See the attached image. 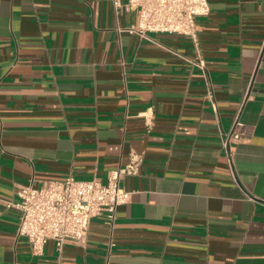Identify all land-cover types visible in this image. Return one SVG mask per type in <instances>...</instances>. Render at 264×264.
Instances as JSON below:
<instances>
[{"label":"crops","instance_id":"crops-1","mask_svg":"<svg viewBox=\"0 0 264 264\" xmlns=\"http://www.w3.org/2000/svg\"><path fill=\"white\" fill-rule=\"evenodd\" d=\"M209 3L194 41L131 33L137 12L112 0H0V264H264V0ZM238 113L236 182L222 134ZM133 152L115 226L33 254L5 203L20 186L107 183Z\"/></svg>","mask_w":264,"mask_h":264},{"label":"built area","instance_id":"built-area-1","mask_svg":"<svg viewBox=\"0 0 264 264\" xmlns=\"http://www.w3.org/2000/svg\"><path fill=\"white\" fill-rule=\"evenodd\" d=\"M116 14L121 10L138 14V24L127 30L149 38L150 33L178 34L198 37V19L210 14L209 0H112ZM204 76L208 99L216 113L218 106L208 68L202 59L193 61ZM247 136V126L238 113L230 131L222 134L224 151L230 172L237 182L235 147ZM143 155L133 152L129 163L111 170L107 183L94 177L77 179L70 175L64 180H48L41 186L21 185L18 200H7L6 206L19 211L18 236L26 237L35 255L44 252L46 243L54 240L59 248L68 241L86 242L94 218L103 217L111 227L118 208L130 202L132 191L121 184L124 176L139 173Z\"/></svg>","mask_w":264,"mask_h":264}]
</instances>
